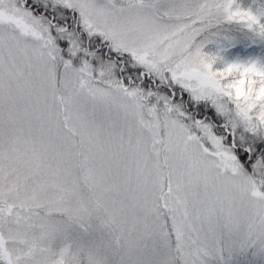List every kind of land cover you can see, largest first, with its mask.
<instances>
[{"label":"snow or ice","instance_id":"1","mask_svg":"<svg viewBox=\"0 0 264 264\" xmlns=\"http://www.w3.org/2000/svg\"><path fill=\"white\" fill-rule=\"evenodd\" d=\"M0 264H264V0H0Z\"/></svg>","mask_w":264,"mask_h":264}]
</instances>
